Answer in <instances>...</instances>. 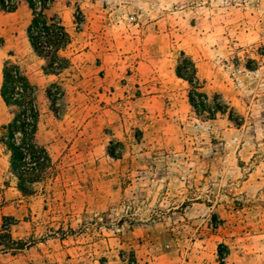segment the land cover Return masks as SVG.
<instances>
[{
	"label": "rangeland",
	"instance_id": "1",
	"mask_svg": "<svg viewBox=\"0 0 264 264\" xmlns=\"http://www.w3.org/2000/svg\"><path fill=\"white\" fill-rule=\"evenodd\" d=\"M18 1L0 12V232L36 245L0 264H264V0H55L72 37L58 75ZM7 61L39 89L52 159L28 196L2 142Z\"/></svg>",
	"mask_w": 264,
	"mask_h": 264
},
{
	"label": "trees",
	"instance_id": "2",
	"mask_svg": "<svg viewBox=\"0 0 264 264\" xmlns=\"http://www.w3.org/2000/svg\"><path fill=\"white\" fill-rule=\"evenodd\" d=\"M33 13V19L28 27L27 36L37 56L50 62L48 75H58L67 69L70 60L62 57L67 55L72 43V37L58 16L50 18L47 12L51 10L55 0H26ZM18 0H0V12L13 14L17 11ZM184 71V72H183ZM187 70L179 68L178 77L188 82L195 89V74L192 78L184 75ZM39 89L33 84L30 77L17 62L7 61L3 69V86L1 98L7 108H16L17 114L11 124L2 127L5 133L2 139L10 154V166L13 174L19 180V191L29 195L28 186L41 183L46 179L48 169L52 165V159L44 147L38 145L36 135L40 112L37 104ZM47 98L53 105L57 104L52 89L46 92ZM205 100V98L203 97ZM191 105L196 110H205V102L190 95ZM111 157L119 159L114 152L110 151ZM7 219L0 232V249L4 252H24L36 245L16 241L11 234V228ZM121 264H138L134 253L128 257L121 253ZM104 264V263H102Z\"/></svg>",
	"mask_w": 264,
	"mask_h": 264
}]
</instances>
